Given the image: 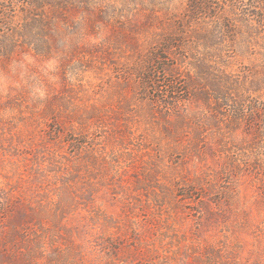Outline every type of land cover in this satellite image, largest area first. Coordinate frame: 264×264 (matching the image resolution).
Masks as SVG:
<instances>
[{
  "label": "rangeland",
  "instance_id": "rangeland-1",
  "mask_svg": "<svg viewBox=\"0 0 264 264\" xmlns=\"http://www.w3.org/2000/svg\"><path fill=\"white\" fill-rule=\"evenodd\" d=\"M64 2L0 0V264H264L252 132L164 43L185 0Z\"/></svg>",
  "mask_w": 264,
  "mask_h": 264
},
{
  "label": "trees",
  "instance_id": "trees-1",
  "mask_svg": "<svg viewBox=\"0 0 264 264\" xmlns=\"http://www.w3.org/2000/svg\"><path fill=\"white\" fill-rule=\"evenodd\" d=\"M163 1L161 9L168 10L174 0ZM175 19L173 33L164 43L192 60L191 97L199 98L225 129H236L243 122L251 130L247 149L254 153L257 167L244 166L264 172V0H185ZM239 58L248 60L252 69L237 67ZM147 59L152 64L150 56ZM143 79L147 87L149 74ZM175 85L172 81L170 94L181 93Z\"/></svg>",
  "mask_w": 264,
  "mask_h": 264
}]
</instances>
